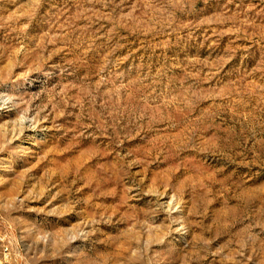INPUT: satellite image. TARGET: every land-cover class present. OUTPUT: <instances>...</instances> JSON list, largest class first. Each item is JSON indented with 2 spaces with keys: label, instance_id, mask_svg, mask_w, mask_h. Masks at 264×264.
<instances>
[{
  "label": "rangeland",
  "instance_id": "obj_1",
  "mask_svg": "<svg viewBox=\"0 0 264 264\" xmlns=\"http://www.w3.org/2000/svg\"><path fill=\"white\" fill-rule=\"evenodd\" d=\"M0 264H264V0H0Z\"/></svg>",
  "mask_w": 264,
  "mask_h": 264
}]
</instances>
